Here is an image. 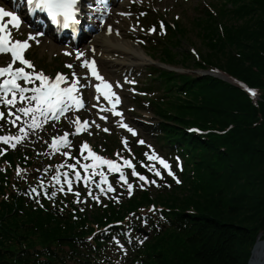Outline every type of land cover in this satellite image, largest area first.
Instances as JSON below:
<instances>
[{
    "label": "trees",
    "instance_id": "16d2710c",
    "mask_svg": "<svg viewBox=\"0 0 264 264\" xmlns=\"http://www.w3.org/2000/svg\"><path fill=\"white\" fill-rule=\"evenodd\" d=\"M211 7L214 13L198 10L191 29H171L159 61L217 69L261 96L255 102L211 74L158 70L155 82L166 92L155 104L159 130L166 143L184 144L192 169L182 186L158 196L173 210L172 225L137 253L141 264H247L257 235L264 234V0H221ZM194 38L199 60L186 49ZM190 127L210 134L196 136ZM6 187L0 185V264H90L84 240L91 227L152 201L144 193L120 211H97L77 222L8 200Z\"/></svg>",
    "mask_w": 264,
    "mask_h": 264
},
{
    "label": "snow or ice",
    "instance_id": "6c2138e0",
    "mask_svg": "<svg viewBox=\"0 0 264 264\" xmlns=\"http://www.w3.org/2000/svg\"><path fill=\"white\" fill-rule=\"evenodd\" d=\"M28 3L33 6L34 10L44 11L48 14V16L57 24L62 26L64 29H68L70 27H74L79 25L81 21L78 19V14L80 12V8L78 5L80 4V0H28ZM5 17L10 18L9 23L12 24V28L19 30L20 28V18L11 11L5 10L3 7H0V20H3ZM161 28H163V24H161ZM151 31H156L155 28L151 29ZM109 32H111V28H109ZM29 39L35 40V36H30ZM30 47L28 40H16L12 38V29H9L8 24L0 23V54H10L12 60L6 66H0V103H3L5 106H11L14 108L17 103L27 104L25 106L19 107L17 109L18 113H21L25 117H29L30 123L26 125L27 128H31L33 130L42 128L43 124L47 123L49 119L58 120L61 115L66 114L68 111L75 109L79 111L80 108L84 106L83 104V96L80 93V88L82 87H95L97 96L95 97L99 100V94L101 93V84H103L104 88L111 89V84L104 81V78L99 75L98 70L95 67V61H84V67L90 69V74L95 78L96 81H100L101 83L97 84H81V78L76 75L75 72L72 73L73 79L69 81V78L65 76L63 73H58L55 78H51L45 75L42 71L36 72L35 66L32 62L26 60L24 58L23 52ZM17 62L22 67H16ZM67 67L71 68L72 65H67ZM32 69L31 72L26 71L25 69ZM23 81L24 84L19 83ZM40 83L37 85L36 82ZM25 85H33L32 87H27ZM61 85H66L62 87ZM119 86V85H118ZM31 93V95H28ZM252 95H256L255 92H252ZM10 96V98H9ZM105 99L108 100L110 104H112L111 109L101 108L102 111H112L114 115L120 116L122 118L123 114L121 112L116 111V105L121 102L120 97L117 96L114 92L109 95V93H104ZM113 97H115V103H113ZM96 105H93L95 107ZM15 116V119H7L5 117V113L0 111V119H7V122L11 123L13 126H16V121L21 119L20 115H16V113L11 112L9 109V117ZM101 119L106 120L107 117H101ZM74 125H76V131L72 133V135H78L82 130H87L90 125L88 121H81L77 116L75 120L72 121ZM95 124V121L92 122ZM99 127V125H96ZM121 127L126 128L132 135H136V132L130 128L127 124H124L121 119ZM105 132L109 131L107 128L103 129ZM23 136H0V143L5 145H9L11 148L15 149L18 144L22 143L23 139L28 136V132L25 127H21L19 129ZM69 133H65L62 137H53L51 147L54 150L59 151V147H68L70 146V141L68 140ZM60 141L58 146L57 141ZM125 147H127V140L123 141ZM138 143L143 144L144 141L140 140ZM7 149L0 150V154ZM88 150L89 156L93 159V161H98L100 165H107L108 170L114 173H120L119 179L123 181L124 184H127L128 191L131 194L133 190V185L128 183L127 178L121 171V166L117 164L113 160H109L101 157L100 155L91 151L90 146L85 142L81 146V156H83L84 151ZM63 155L69 156V153H63ZM119 156V153H117ZM89 157L85 156L84 159L87 160ZM149 160H158L161 165L165 169L168 170V175H172L174 177V173L171 171V166L164 161L162 158L153 155L148 156ZM79 163V161H77ZM124 165L132 169V175L138 176L139 180L149 183L147 178L143 175H140L135 171V166L129 160H124ZM99 165L96 164H84L82 167L84 171L87 172L89 168H93V175H99L101 177L102 183H108L106 174L104 172H96L95 168ZM64 167V165H61ZM67 167L75 170L76 164L67 165ZM150 171H155L154 166L149 168ZM20 173L18 172V175ZM67 175V174H65ZM156 176H161L159 171H155ZM75 178L77 181L81 179V174L79 171L75 172ZM163 178V177H161ZM175 178V177H174ZM57 183L60 182L59 176L54 177ZM177 183L180 181L177 179ZM72 181L68 180V191L72 190ZM152 184H156L155 180L150 181ZM99 186V185H98ZM159 187V185H157ZM142 187V185H141ZM63 191V187L60 189ZM32 191H36V189H32ZM101 191H105L101 189ZM106 191H115L111 184H108V188ZM54 196L55 193H52ZM79 196V193H76ZM91 195V193H89ZM51 198V197H50ZM95 199H99V197H95ZM79 202V201H77Z\"/></svg>",
    "mask_w": 264,
    "mask_h": 264
},
{
    "label": "rangeland",
    "instance_id": "374dc122",
    "mask_svg": "<svg viewBox=\"0 0 264 264\" xmlns=\"http://www.w3.org/2000/svg\"><path fill=\"white\" fill-rule=\"evenodd\" d=\"M161 1H164V3H162L160 6L161 13L164 14L165 12H168V10H171L172 13L169 16L170 18H172L178 14L181 18L180 23L184 22L187 29L192 28L191 17H193L194 14L196 13V8H198L200 4H203V1H201V0L200 1L193 0V1H189L187 3L185 2V0L179 1L178 3H175V1H173V0H157L158 3ZM192 37H194V35ZM193 42H194L193 48L196 51H198L199 53H201L202 51L200 49V45H199L197 39L194 38ZM49 44L50 43L47 39V40H45L44 44L40 48L35 49L36 53L39 54L38 57L42 58V61L45 62V64H46V67H45L46 72H50V68L54 66V62L52 61L51 56H52V54L57 53V49L51 50V46ZM190 48H192V45L187 44L186 49L188 51H190ZM161 66H162V64H160V62L157 60V57L152 56V58L150 57V61L147 64H145L143 66H137V68L138 69L146 68V69L154 70L153 68L159 69V68H162ZM171 69L177 70L178 73H181V74L187 73V74H191L193 76L202 75L203 73H208V71H205V72L199 71V70L194 71L191 69L190 70H184L180 66H177V67L174 66V67H171ZM103 70L108 75H114L115 74V69L112 70L111 68H108L104 64H103ZM221 79H223V78H221ZM149 81H151V80H148V82ZM130 103H132V102H129V104ZM146 115L149 116L150 118H153V114L150 111L147 112V110H146ZM258 238L263 239L264 234L263 233L258 234L257 239Z\"/></svg>",
    "mask_w": 264,
    "mask_h": 264
},
{
    "label": "bare ground",
    "instance_id": "6f19581e",
    "mask_svg": "<svg viewBox=\"0 0 264 264\" xmlns=\"http://www.w3.org/2000/svg\"><path fill=\"white\" fill-rule=\"evenodd\" d=\"M95 44L99 51L102 52L101 63L116 68H125L127 66L145 65L150 60L140 49L134 48L127 40L115 38V36L107 37L99 34L95 39ZM54 49V46L51 47ZM119 54V58H114ZM120 56H123L121 59Z\"/></svg>",
    "mask_w": 264,
    "mask_h": 264
},
{
    "label": "water",
    "instance_id": "95a60500",
    "mask_svg": "<svg viewBox=\"0 0 264 264\" xmlns=\"http://www.w3.org/2000/svg\"><path fill=\"white\" fill-rule=\"evenodd\" d=\"M219 77L230 83H234V80L230 77L224 76L222 74H219ZM247 264H264V238H258L256 240Z\"/></svg>",
    "mask_w": 264,
    "mask_h": 264
}]
</instances>
